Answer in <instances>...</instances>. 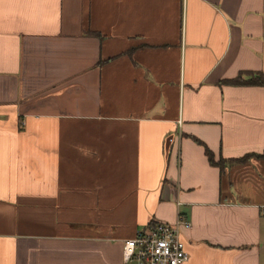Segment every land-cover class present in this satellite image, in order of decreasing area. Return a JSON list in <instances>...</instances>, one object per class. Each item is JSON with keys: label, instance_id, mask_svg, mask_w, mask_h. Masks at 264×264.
<instances>
[{"label": "crops", "instance_id": "1", "mask_svg": "<svg viewBox=\"0 0 264 264\" xmlns=\"http://www.w3.org/2000/svg\"><path fill=\"white\" fill-rule=\"evenodd\" d=\"M257 73L264 0H0V264L179 217L186 264H264V157L229 162L264 155Z\"/></svg>", "mask_w": 264, "mask_h": 264}, {"label": "built area", "instance_id": "2", "mask_svg": "<svg viewBox=\"0 0 264 264\" xmlns=\"http://www.w3.org/2000/svg\"><path fill=\"white\" fill-rule=\"evenodd\" d=\"M189 227L179 217L174 225L150 223L122 245V264H186L188 254L180 238V227Z\"/></svg>", "mask_w": 264, "mask_h": 264}, {"label": "trees", "instance_id": "3", "mask_svg": "<svg viewBox=\"0 0 264 264\" xmlns=\"http://www.w3.org/2000/svg\"><path fill=\"white\" fill-rule=\"evenodd\" d=\"M228 84L231 85H236V86H241V85H248V86H260V87H264V75L261 73H257V74H250L248 75L246 78L244 77V75H240L238 77H236L233 80L227 81ZM205 155L209 161V163L213 166H217V167H223L224 161L219 160V161H214L213 156L211 154L210 151L206 150L205 151ZM252 157H264V155H250V156H246L244 158L238 159V160H231L229 161L230 163H234V162H244L245 160L252 158Z\"/></svg>", "mask_w": 264, "mask_h": 264}, {"label": "rangeland", "instance_id": "4", "mask_svg": "<svg viewBox=\"0 0 264 264\" xmlns=\"http://www.w3.org/2000/svg\"><path fill=\"white\" fill-rule=\"evenodd\" d=\"M263 223H264V221H263ZM263 233H264V228H263ZM263 244H264V235H263Z\"/></svg>", "mask_w": 264, "mask_h": 264}]
</instances>
